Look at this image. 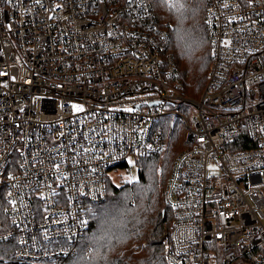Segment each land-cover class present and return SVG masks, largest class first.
<instances>
[{"label":"built area","instance_id":"2783aa9c","mask_svg":"<svg viewBox=\"0 0 264 264\" xmlns=\"http://www.w3.org/2000/svg\"><path fill=\"white\" fill-rule=\"evenodd\" d=\"M197 98L152 0H0V195L16 259L66 257L87 209L132 164L168 171V264H264V0H204Z\"/></svg>","mask_w":264,"mask_h":264},{"label":"trees","instance_id":"16d2710c","mask_svg":"<svg viewBox=\"0 0 264 264\" xmlns=\"http://www.w3.org/2000/svg\"><path fill=\"white\" fill-rule=\"evenodd\" d=\"M153 5L159 22L169 24L167 50L179 73L182 91L193 98L203 89L211 59L204 21V0H161ZM164 14L162 16V13ZM184 131L171 133L164 163L157 172L158 153L136 160L137 177L109 182L105 199L91 204L83 234L66 257L41 264H168L164 257L172 209L163 198L166 166L184 145ZM0 195L1 230L7 229ZM14 237L0 241V264H36L16 259Z\"/></svg>","mask_w":264,"mask_h":264},{"label":"rangeland","instance_id":"374dc122","mask_svg":"<svg viewBox=\"0 0 264 264\" xmlns=\"http://www.w3.org/2000/svg\"><path fill=\"white\" fill-rule=\"evenodd\" d=\"M162 1L161 0H152V5H156L157 6V4H159V3H161ZM163 14H164V11H163V13H162V16H163ZM199 95H197V97H198ZM177 130H179V124L177 125ZM175 128V129H176ZM168 149V148H167ZM167 151V150H166ZM166 151L164 152V153H162V154H157L158 155V158H159V162H158V165H157V172L158 171H160L161 170V165L164 163L163 161H164V159H165V154H166ZM169 165H170V163L166 166V170H165V175L167 174V171H168V168H169ZM137 177V166L133 163L132 164V168H131V174H130V178H132V180L133 179H135ZM124 181H126V179L125 178H121V179H119V183H122V182H124ZM128 181H131V180H128ZM118 182H116V183H118Z\"/></svg>","mask_w":264,"mask_h":264}]
</instances>
